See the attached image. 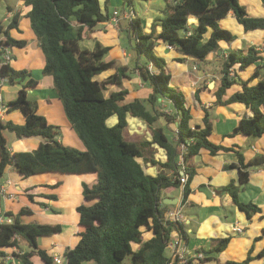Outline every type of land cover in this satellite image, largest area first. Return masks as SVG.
I'll return each instance as SVG.
<instances>
[{"label": "trees", "instance_id": "trees-1", "mask_svg": "<svg viewBox=\"0 0 264 264\" xmlns=\"http://www.w3.org/2000/svg\"><path fill=\"white\" fill-rule=\"evenodd\" d=\"M124 1L131 5L133 0ZM260 1L264 6V0ZM24 2L31 7L27 17L44 58L42 73L52 77L56 95L82 147H70L59 140L60 127L50 124L38 112L36 103L27 98V89L36 83L29 78L18 90L16 98L6 103V111L19 110L24 121L16 123L0 116V179L9 165H13L22 177L44 172L96 174L93 184L82 183L85 203L76 207L79 241L66 248V264L87 261L93 264H126L127 257L128 264H175L176 261L170 262L165 255V249L172 230L184 239L186 232L178 220L166 218L169 205L163 201V191L181 187V157L187 174L182 188V202H185L194 174L190 159L202 148L213 154L232 149L210 140L212 128L207 112L201 124L192 125V114L185 96L172 86L166 60L154 53V46L164 43L202 61L210 52L219 49L220 41L229 43L234 39L233 34L219 24L228 11L234 12L245 32L259 29L264 34V16L250 15L240 0H171L166 2L163 16L152 24L148 33L143 31L139 17L132 18L129 36H133V43L130 46L134 51L143 52L145 62L137 69L143 84L152 91L145 98L126 101L127 91L124 89L105 94L107 84H120L122 77H127L125 68H118L117 72L100 81L97 76L113 65V62L103 60L108 48L99 43L93 50L79 45L86 29L107 18L102 13L99 0ZM191 16L195 18V24L190 30ZM17 22L18 13H15L7 28L4 29L0 23V36L4 35L0 39V78L9 84L20 83L30 75L24 69H14L10 62L3 63L5 48L26 44L24 39H16L8 33V29L16 27ZM156 25L160 26L158 33ZM176 60L181 61L182 58ZM219 61L220 81L213 90L215 102L220 105L241 103L252 113L251 117L241 119L230 135L261 136L264 134V49L258 50L255 45L246 50L233 49L222 55ZM248 68L252 70L242 78L239 73L246 72ZM233 84L240 88L225 98ZM158 98L169 101L173 112L160 110ZM129 115L143 120L150 127L162 116L168 122L176 123L177 132L169 137L164 132L165 127L157 125L152 129L150 139L128 141L126 127ZM112 116L117 117V122L109 125L107 121ZM8 132L17 138L40 137L43 141L33 150L11 152L6 137ZM182 144L186 146L185 153L182 152ZM151 146L162 149L166 159L156 160L149 149ZM235 152L238 161L228 167L237 168L240 183H245L249 175L247 168L254 163H245L243 154ZM140 159L157 166V173H147ZM222 189L230 192L233 202L248 217L259 210L253 203L239 201L233 184ZM28 197L33 201L31 194ZM47 197L54 199L56 196ZM30 212L28 207H23L16 214H1L11 221L0 222V264H6L2 261L7 255L5 248H18L20 239L30 247L27 251L13 254L22 264H33V255H38L44 264H54L52 256L38 246V238L57 235L62 226L59 223L22 222L20 216ZM146 232L151 233L149 238L145 237ZM228 241V238L216 239L207 251L198 250L203 253L199 264L209 260L211 254L222 251ZM263 254L262 251L259 256ZM248 259L249 256L243 262L227 264H247Z\"/></svg>", "mask_w": 264, "mask_h": 264}, {"label": "crops", "instance_id": "crops-1", "mask_svg": "<svg viewBox=\"0 0 264 264\" xmlns=\"http://www.w3.org/2000/svg\"><path fill=\"white\" fill-rule=\"evenodd\" d=\"M141 7V12L136 13L134 9V0L131 5L124 0H99L102 13L107 18L98 22L93 28L86 29L79 45L83 49L93 50L99 43L107 47L108 51L104 55L105 62H113L112 67L103 71L97 76V79L105 80L109 75L117 72L118 68H125L124 73L127 77H122L121 83H110L106 85L108 94L113 91L126 90V101L135 98H145L151 95V89L143 84L139 76L137 66L144 63L143 52L134 51L130 44L133 43V36H129V24L132 18L139 17L143 31L148 33L151 26L163 16V10L166 2L171 0H135ZM245 5L247 11L253 16H264V6L260 0H240ZM127 5V6H126ZM30 6L26 5L24 0H14V3L5 4V12L0 19L2 26L7 28L13 15L18 13V22L16 27L9 28L8 33L16 39H24V46H8L12 60L10 65L17 70H26L29 72L23 81L9 84H1V93L3 100L7 103L16 98L18 90L29 78H33L36 83L27 89V98L37 105L38 112L44 115L50 124L60 127L59 140L63 143L68 142L69 138L78 141L70 123L68 122L62 103L57 97L53 87L52 77L44 75L42 68L44 58L39 48V41L33 33L27 13ZM132 12L127 14V11ZM118 12V25H113L110 21L114 12ZM258 13H261L258 15ZM2 21L7 24L4 26ZM189 28L195 24V18L189 19ZM221 27L230 31L234 39L226 43L219 42V49L210 52L202 60L205 66L202 67L200 60L191 56L184 55L176 51L173 47H168L164 43H156L154 53L163 57L167 63V70L171 74V84L177 87L185 96L186 105L190 108L192 114V125L201 124L202 118L207 112L211 122L210 140L218 145L231 148L230 151H218L210 153L207 149H200L189 161V165L194 169V174L189 182V193L185 202H182V189L179 187V196L171 195L168 192L174 187L166 189L163 198L175 199L182 203L183 220L180 222L186 232V239L180 238L176 230H172L171 239L177 240L176 244L167 246L165 255L173 260L174 253L183 250L185 255L184 264H199V257L196 254H203L198 250H208L213 240L228 238L226 247L215 254L210 255V259L202 264H227V262H243L249 259L247 264H264V134L259 137L246 135H230L238 126L241 119L252 116L251 111L241 103H230L220 105L215 102L213 90L219 85L220 81V59L222 55H227L233 49L246 50L249 46L255 45L258 50L264 49V34L262 30H252L245 32L242 25L236 20L232 10L219 20ZM160 31V26L156 25V32ZM209 32L206 34L208 36ZM4 35L0 36L3 39ZM128 40V45H123V39ZM181 57L178 61L176 58ZM252 68L246 72H240V76L245 78ZM238 84H233L227 90L225 98L238 90ZM106 94V93H105ZM106 94V95H108ZM197 95V97H196ZM158 101L161 102L160 99ZM167 101V100H166ZM168 102V103H167ZM161 102L159 109L166 112H173L169 101ZM4 120H12L16 123L24 121L23 115L17 109L4 111L1 115ZM128 125L126 134L133 142L141 138L139 133L146 125V122L137 118L128 116ZM117 122V117L112 116L107 123L113 125ZM176 128L175 122H168L164 117H159L158 123ZM133 125H140L138 129H132ZM172 126V127H173ZM147 127V129H148ZM155 125L150 127L151 131ZM171 129V136L174 134ZM147 132V130H146ZM141 134V135H140ZM8 147L11 152L33 150L40 142V137L17 138L12 133H6ZM150 139V138H148ZM156 148V147H155ZM235 151L243 154L245 163L251 164L248 170V180L240 183L238 169L228 167L236 164L238 157ZM151 153V152H150ZM154 158L164 161L166 155L160 148L154 150ZM145 171L155 175L158 171L157 166L144 162ZM96 181V174L85 173H60L44 172L29 177H22L17 173L13 165H9L2 178L0 179V215L4 212L16 214L23 207L30 209V214L20 216L22 222L38 223H59L62 231L57 235L41 236L38 238V246L46 251L49 256H64L66 248L73 247L79 241V215L76 207L85 203L82 195V183L89 185ZM233 184L237 188L239 201L244 203H253L259 210L251 213L248 217L246 213L240 210L233 202L229 191L223 190L224 186ZM242 185V189L240 186ZM33 196V201L28 197ZM56 196L54 199L47 196ZM177 203L169 205V210H176ZM3 216V215H2ZM7 217V216H6ZM241 226L242 232H235L234 226ZM150 232L145 233L149 238ZM27 243L20 239L19 247L5 248L6 257L2 261L6 264H22L13 254H19L29 249H22ZM28 245V244H27ZM30 248V247H29ZM202 258V257H201ZM38 255L31 257L33 264H44ZM66 264V258L64 259ZM61 263V262H60ZM54 262V264H60ZM82 264H93L91 261Z\"/></svg>", "mask_w": 264, "mask_h": 264}, {"label": "built area", "instance_id": "built-area-1", "mask_svg": "<svg viewBox=\"0 0 264 264\" xmlns=\"http://www.w3.org/2000/svg\"><path fill=\"white\" fill-rule=\"evenodd\" d=\"M127 14L131 13L129 10L126 12ZM118 15V12L115 11L113 16L111 17L110 21L113 25H118L119 23V19L117 17ZM168 47H171L168 45ZM12 60V56L9 52V50L7 48H5V52L3 54V63H9L10 61ZM5 80L3 78H0V86L2 83H4ZM7 109V105L6 103L4 102L3 100V96H2V93H1V88H0V116L3 114V112ZM177 132V129L175 128V131L174 133ZM181 149H182V152L185 153L186 151V146L184 144L181 145ZM179 164H181V170H180V182H181V189L183 188L184 186V183L186 182L187 180V174H185L184 170H183V167H182V164H183V159L180 157V161H179ZM181 202V201H180ZM177 203V209L176 210H169L167 211L166 213V218H172L174 220H178L179 222H182L183 220V216H182V213H181V210H182V203ZM4 220L6 221H11V218H8L6 216H2L0 215V222H3ZM234 230L235 232L239 233V232H242V227L237 225V226H234ZM177 240H172L170 239L169 241V245H172V244H176ZM198 257H202L203 254L199 253V254H196ZM264 259V257H263ZM173 260L176 261L175 264H184V261L186 260L185 259V255L183 253V250H179V251H176L174 253V256H173ZM54 262L56 263H60L61 260L59 257H55L54 258Z\"/></svg>", "mask_w": 264, "mask_h": 264}, {"label": "rangeland", "instance_id": "rangeland-1", "mask_svg": "<svg viewBox=\"0 0 264 264\" xmlns=\"http://www.w3.org/2000/svg\"><path fill=\"white\" fill-rule=\"evenodd\" d=\"M14 3V0H0V19H2V17H3V15H4V12H5V4L6 3ZM134 9L136 10V13H139V12H141V7H140V5L134 0ZM127 6V5H126ZM259 14H261V13H258V15ZM262 15V14H261ZM264 15V14H263ZM2 23H3V25L5 26L7 23L5 22V21H2ZM191 26L193 27V24H191ZM230 31H232V30H230ZM123 41V45H128V47H129V44H128V40H127V38L126 39H123L122 40ZM264 41V40H263ZM145 59V58H144ZM144 59H143V61H144ZM200 65L202 66V67H204L205 66V63H203L202 61H200ZM238 70H239V68H238ZM105 93L106 94H108V92L107 91H105ZM158 99H160L161 100V102H163V103H166L167 101L165 100V99H162V98H158ZM160 102V101H159ZM160 102V103H161ZM168 103V102H167ZM163 112H165V113H168V112H166V110H164ZM170 113V112H169ZM155 126H157V125H160V122L158 123V121L154 124ZM173 126V125H172ZM171 126V129L172 130H174L175 131V129H174V126L172 127ZM147 125H146V127L144 126L143 127V129L140 131V125H133L132 126V129H138L140 132L139 133H141L140 135H141V138L140 139H138L137 141L139 142V141H141V140H143V139H148V138H151V129H150V127H148V129H147ZM165 128H164V132L169 136V137H171V134H172V132H171V129H169L167 126H164ZM146 130H147V132H146ZM173 131V132H174ZM61 134V133H60ZM59 134V135H60ZM126 138L128 139V141H132L131 139H130V137L129 136H127V134H126ZM66 145H68V146H70V147H76V148H81L82 147V145H81V143H80V141L78 140L77 142H76V140H73V139H71V138H69V141L68 142H64ZM150 151H152L153 152V154H154V150L156 149L155 148V146H151L150 148ZM141 160V162H142V164L144 165V162H143V159H140ZM166 193V190L165 191H163V195ZM169 194H171V195H178L179 196V193H180V191H179V189L178 188H175V189H172V190H170L169 192H168ZM22 245H26V247H23L22 249H29V246L27 245V243H25L24 241L22 242ZM65 258L63 257V256H61L60 257V260H61V263L60 264H65V260H64ZM40 260V259H39ZM125 262H126V264H128L129 263V257H127L126 259H125Z\"/></svg>", "mask_w": 264, "mask_h": 264}, {"label": "water", "instance_id": "water-1", "mask_svg": "<svg viewBox=\"0 0 264 264\" xmlns=\"http://www.w3.org/2000/svg\"><path fill=\"white\" fill-rule=\"evenodd\" d=\"M240 189H242V185L240 186ZM178 200H179L178 198L175 199L163 198L164 203L168 205L176 204Z\"/></svg>", "mask_w": 264, "mask_h": 264}]
</instances>
